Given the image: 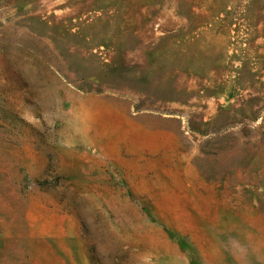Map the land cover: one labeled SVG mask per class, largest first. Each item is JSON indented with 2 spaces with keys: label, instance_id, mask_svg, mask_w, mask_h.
<instances>
[{
  "label": "rangeland",
  "instance_id": "374dc122",
  "mask_svg": "<svg viewBox=\"0 0 264 264\" xmlns=\"http://www.w3.org/2000/svg\"><path fill=\"white\" fill-rule=\"evenodd\" d=\"M0 264H264V0H0Z\"/></svg>",
  "mask_w": 264,
  "mask_h": 264
}]
</instances>
